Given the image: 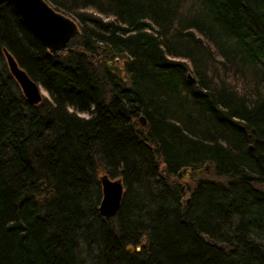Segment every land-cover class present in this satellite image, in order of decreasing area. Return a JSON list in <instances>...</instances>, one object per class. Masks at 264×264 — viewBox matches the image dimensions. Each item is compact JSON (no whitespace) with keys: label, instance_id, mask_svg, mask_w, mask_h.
Segmentation results:
<instances>
[{"label":"trees","instance_id":"16d2710c","mask_svg":"<svg viewBox=\"0 0 264 264\" xmlns=\"http://www.w3.org/2000/svg\"><path fill=\"white\" fill-rule=\"evenodd\" d=\"M47 1L57 54L0 8V264H264V0Z\"/></svg>","mask_w":264,"mask_h":264},{"label":"water","instance_id":"95a60500","mask_svg":"<svg viewBox=\"0 0 264 264\" xmlns=\"http://www.w3.org/2000/svg\"><path fill=\"white\" fill-rule=\"evenodd\" d=\"M5 4L12 7L22 23L53 54H57L58 51L63 50L67 41L79 32L75 19L55 9L47 0H0V8ZM3 53L7 68L19 85L26 100L30 103L40 101L43 96V93L40 91V84L33 80L18 65L11 52L3 48ZM139 119L141 123H145L142 115L139 116ZM207 166L208 163H205V167ZM98 178L101 184L102 195L97 209L101 215L108 218L114 215L119 208L123 184L120 177L112 178L106 173L100 174ZM128 250L132 251L133 247L128 246Z\"/></svg>","mask_w":264,"mask_h":264},{"label":"rangeland","instance_id":"374dc122","mask_svg":"<svg viewBox=\"0 0 264 264\" xmlns=\"http://www.w3.org/2000/svg\"><path fill=\"white\" fill-rule=\"evenodd\" d=\"M122 61H123V59L120 57H114V58L107 57V58H105L106 65L114 68V70H116V71H118L122 68ZM40 91H41V93H43V96H46V97L49 96L48 92L41 85H40ZM78 113L80 115H83V116L88 115L86 112H78ZM181 171L179 174V179H181V180L189 179L190 175L192 174L189 170H186V169L181 170ZM194 174L199 176V177H203V178L213 176L212 170H210V169L203 170L202 168L197 169L196 173H194ZM138 246L136 247L137 249L139 248Z\"/></svg>","mask_w":264,"mask_h":264},{"label":"bare ground","instance_id":"6f19581e","mask_svg":"<svg viewBox=\"0 0 264 264\" xmlns=\"http://www.w3.org/2000/svg\"><path fill=\"white\" fill-rule=\"evenodd\" d=\"M21 90V89H20Z\"/></svg>","mask_w":264,"mask_h":264}]
</instances>
